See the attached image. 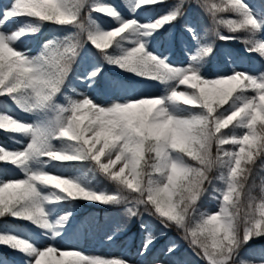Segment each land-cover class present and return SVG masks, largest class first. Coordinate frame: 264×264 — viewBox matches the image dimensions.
I'll list each match as a JSON object with an SVG mask.
<instances>
[{"label": "snow or ice", "instance_id": "snow-or-ice-1", "mask_svg": "<svg viewBox=\"0 0 264 264\" xmlns=\"http://www.w3.org/2000/svg\"><path fill=\"white\" fill-rule=\"evenodd\" d=\"M0 133V264H264V0H9Z\"/></svg>", "mask_w": 264, "mask_h": 264}, {"label": "rangeland", "instance_id": "rangeland-1", "mask_svg": "<svg viewBox=\"0 0 264 264\" xmlns=\"http://www.w3.org/2000/svg\"><path fill=\"white\" fill-rule=\"evenodd\" d=\"M9 0H0V6L7 4ZM103 19V18H102ZM105 26H110L107 20H104ZM53 27L46 28L43 30V38H50L52 34L57 33ZM33 54H35V49L33 50ZM172 61L176 64V66H181L178 61L181 58V54L171 55L170 57ZM245 66L246 60H245ZM140 91L146 95H159L162 94V90H157L155 87H147L142 86ZM0 142L8 144L9 147H15V145L11 144L8 140ZM56 172V170H52ZM58 174V173H57ZM67 175H71L72 173H66ZM215 201H210V204L205 205L203 210L213 211L215 210ZM132 236L133 234H129L128 236L124 237L122 240L117 241V243L109 245L107 243L102 242V240L98 237L96 239H81L79 241L69 239L63 242L64 247H76L80 250L85 251L87 254L90 255H99V256H107V257H116L121 255L128 247H130L132 243Z\"/></svg>", "mask_w": 264, "mask_h": 264}, {"label": "trees", "instance_id": "trees-1", "mask_svg": "<svg viewBox=\"0 0 264 264\" xmlns=\"http://www.w3.org/2000/svg\"><path fill=\"white\" fill-rule=\"evenodd\" d=\"M50 26H52V27L55 28L56 30L60 31V29H58L57 27H55V26H53V25H46V26L44 27V29L47 28V27H50ZM44 29H43V30H44ZM221 44H223V42H221ZM223 45H224V44H223ZM224 46H225V45H224ZM242 47H243L242 45L235 44V45H232V46H231V49H232V51H234V52H239V50H240ZM254 63H255V64H254ZM252 64H254L255 66L259 65V64H260V62H259V58H258V57L254 58L253 61H252ZM252 64H251V65H252ZM251 65H250V66H251ZM209 67L212 68V65L210 64ZM83 171H87V169H83ZM82 208H83V209H82ZM88 208H89V209H92L93 211H97V213H98L97 216H100V217H106V216L112 214L111 211H110L109 209H106V208H104L103 206H96V205H88V206H86L84 203H82L79 212L82 213L83 215H88V214L90 213V211H86ZM172 232H174L175 234L179 235V234L176 232L175 229H173ZM177 238H178V236H177ZM184 248L187 249V245H184ZM186 256H187L188 259L193 260V261H196V264H202L201 261H198L196 257H194V256L191 255L190 251H188V252L186 253Z\"/></svg>", "mask_w": 264, "mask_h": 264}]
</instances>
